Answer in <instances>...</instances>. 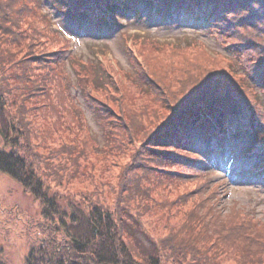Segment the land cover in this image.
<instances>
[{
    "label": "trees",
    "instance_id": "obj_1",
    "mask_svg": "<svg viewBox=\"0 0 264 264\" xmlns=\"http://www.w3.org/2000/svg\"><path fill=\"white\" fill-rule=\"evenodd\" d=\"M64 1L70 3H66L62 11L68 21L80 27L88 26L97 33H107L120 26L117 17L127 12L145 14V18L154 19L162 23L160 25H169L174 20H182L183 24L191 18L207 23L206 33L211 40L217 36L226 41L224 37H229L232 41L223 47L243 56L240 68L246 87L225 70L222 61L204 57L199 50L189 52L190 55L170 51L140 57L136 51L139 46L134 48L130 43L128 49L136 56L133 64L139 77H143L148 96L142 101L145 104L129 108L126 98L122 97L124 94L115 97L116 105L99 99L87 88L82 71L76 70L79 94L90 99V105L97 102L95 106L100 111L105 109L106 113L101 112L108 117L105 118L107 130L116 136L115 148L119 150L127 145L131 159L144 157L138 165L144 166L145 173L129 174L130 170L125 168L123 172L126 170L129 175L117 178L116 185L109 189V196L105 195L106 185L103 184L96 187L93 197L81 196V201L73 202L72 197L61 196L47 183L81 175L78 160H86L91 154L90 140L82 139V146L62 144L59 149L66 152L64 160L57 159L55 152L40 153L36 150L38 144L32 141L38 136L37 117L31 109H26L27 102L36 97L39 104L35 111H39L40 105L47 111L44 118L55 117L60 124L69 121L70 127L77 121L86 126L82 104L76 102V96L70 94L69 82L65 83L62 78L64 58L72 38L58 36L59 31L53 30L40 13L37 0H27L25 30H22L24 21L14 10L23 14L26 7L12 8L7 3L6 8H0V140L5 145L0 148V172L19 185L25 195L35 198L41 207L39 221L27 224L34 230L33 241L39 238L41 241H38L39 246L30 248L26 264H264V218L256 223L253 214L242 223L235 214L228 219L232 221L230 224L204 200L202 205L207 216L191 213L167 240L151 236L147 231L151 222H147V226L142 222L148 215L168 210L154 204L153 189L149 187L153 182L143 188L148 171L166 179V175L181 174L173 171V164L194 170L197 167L192 166L196 164L209 172L215 166L205 167L208 161H200L203 157L219 158L231 167L238 163L239 167L231 174L245 172L242 177L248 182L264 178V112L253 113L256 105L247 94L249 88L264 95V0ZM192 28L196 27L189 26L173 39L155 37L150 32L133 33L126 39L155 40L164 44L183 42L186 46L189 42L188 48H194L188 37ZM88 65L86 63L85 68ZM143 68L154 69V76ZM60 69L62 72L58 74ZM17 72L24 80L20 84L21 95L16 96L10 86ZM114 73L116 70L110 65L115 83ZM173 87L176 89L172 90ZM13 109L18 110L12 112L19 120L17 126H24L27 135L22 128H14L15 120L10 112ZM25 110L27 125L22 123L26 118ZM240 145L244 146L241 151ZM135 146L137 150L132 151ZM219 146L229 151L236 149L230 156L218 149ZM136 188L140 189L137 193ZM213 216L217 221L212 220ZM257 224L262 227L257 228ZM198 227L201 232L196 231ZM198 243L209 250L199 249Z\"/></svg>",
    "mask_w": 264,
    "mask_h": 264
},
{
    "label": "rangeland",
    "instance_id": "obj_2",
    "mask_svg": "<svg viewBox=\"0 0 264 264\" xmlns=\"http://www.w3.org/2000/svg\"><path fill=\"white\" fill-rule=\"evenodd\" d=\"M7 3L12 8L23 9L26 7V10H22L23 14L14 10L17 17L24 21L22 30H25L27 27V0H0V8H6ZM66 3L70 5L69 2H65L64 0H37V4L42 11L39 12L44 15L45 20L48 21L53 30L59 31L58 36L62 39H64L63 36L65 35L72 38L69 52L64 58L66 59V65L64 66L65 69H62V78L65 83L69 82L70 94L72 93L76 96V102L82 104L87 124L83 127V124H78L79 121H77L70 127L71 122L69 121L60 124L55 117L44 118L43 115L47 111H43L40 105L39 111H35L39 104L36 97L27 102L26 109L27 107L31 109L33 111L32 114L35 113L37 117L35 122L37 123L38 136L32 138V141L38 144L36 150L40 153L48 154L49 152H55L57 159L64 160L66 152H62L59 149L62 144L74 143L82 146V139L84 141L90 140L89 146L91 149L89 151L91 154L87 156L86 160H78L81 166V175H75L67 180L62 179L59 183L48 179L47 183L51 187H54L55 191L60 193L61 196L72 197L74 199L73 202H79L81 201L79 199L81 196L87 197L86 195H90L93 197L96 187H101L103 184L106 185L105 195L109 196V189L116 185L118 177L125 178L127 175L133 173L142 175L145 172L143 171L144 166L138 165V163L144 161V157L139 156L136 159H131L127 145L119 150L115 148L116 136L107 130L108 120L105 118L108 117H105L101 112L106 113L105 109H101L100 111L95 106L97 102L90 105V99L82 97L76 89L79 80L76 70L82 71L81 73L84 76L87 88L99 99L107 103L112 102L116 105L115 97L124 94L122 97L126 98L125 104L129 108H131L130 106L138 108L140 104H145L142 101H145L148 96L147 89L142 83L143 77H139L138 71L133 64V58L136 56L130 53V49H128L130 43L134 48L137 45L139 46V48H136V51L140 57L168 53L170 51H178L179 54L190 55L192 53L189 54V52L199 50L204 53V57L222 61L223 66L226 67L225 70L238 79L243 87H246V80L245 78H241L243 73L240 68V61L243 56L239 57L232 50L223 47L232 41L229 37H224V39H228L226 41L219 40L217 36L216 39L211 40L206 33L209 29L207 23L201 24L191 18L189 19L191 21L184 22L183 24L182 20L180 22L174 20L169 25H160L162 23H157L154 19L145 18V14L134 15L132 12H127L126 15L117 17L118 22L121 24L120 26L114 27L107 33H97L88 26L80 27L78 23L68 21L62 12L64 11V6L67 5ZM44 13L50 16V20ZM36 20H38V17ZM189 26L196 27L192 28L190 33H188V37L194 43H191V46L194 48H188L189 42H187L186 46L183 42L164 44L161 41L155 40L141 41L137 39L132 41L126 39V36L133 33L138 34L139 32H150L155 37L173 39L176 35L182 34L183 30H188ZM155 37L152 36V38ZM144 40L149 39L144 38ZM49 42L55 49H59V46H55L53 41ZM66 49H68V44ZM14 50L16 51L17 49ZM19 56L20 54H18ZM86 63H89V65L85 68ZM110 65L116 70V73H114L115 83L113 82L112 74L110 75ZM143 69L154 76V69ZM57 71L58 74L62 72L61 69ZM20 74V72H17V78L14 80L16 84H13L14 81H12L10 86L16 96L21 95L19 93L21 90L20 84L24 80V77L22 78ZM155 79L160 80L157 77ZM174 89L176 88L173 87L172 90ZM247 94L252 96V100H254L256 105V107H253V113L256 114V111L264 112L263 93L247 88ZM16 107L17 105H13V108ZM16 111L18 110H10L11 113H15ZM25 111V122H22V118L20 121L27 125V110ZM13 113L12 117L15 120L16 126L15 124L12 125L15 129L22 128L23 133L27 135L24 126H17L19 120ZM74 116L76 115L74 114ZM121 128L122 125L117 127L118 132ZM42 141L44 142L43 144ZM26 143L25 145L27 146ZM3 147H5L4 142L0 140V148ZM243 147V145H240L239 151ZM7 149L10 150V147ZM225 149L226 153L231 156L236 148H232L231 151L227 148ZM136 150L137 146L132 151ZM211 150L216 151L214 148ZM111 152H114V154H111ZM200 161L207 163L205 167L213 165L215 167H212L213 169L210 171L208 170L209 172H204V169H202L204 166H197L195 164L192 166L193 168L197 167L194 170L190 166L182 167V164H173L171 166L173 171L181 174L166 175V179L157 177L155 173H151L150 171L146 173L148 180L143 181V188L153 182V185L149 187L153 189L151 197H154V204H160L164 209L168 208V210H164L165 212L161 211L148 215V219H142V222L146 226L147 222H151L147 227L148 229L145 227L151 236L167 240L177 232L179 229L177 227L184 221H187L188 215L190 216L191 213L207 216L205 207L202 205L204 200L218 216L227 220L230 224L232 221L228 219H231L235 214L239 215L241 223L252 214L254 215V222L260 223L263 220L264 178L253 179L251 182H248L242 177L245 172L243 174H231V171L239 167L238 163H235L231 167L229 163H225L219 158L205 159L201 157ZM125 168L126 170H130L129 174L126 173V170L123 172ZM138 168L141 171H137ZM197 172H200V174ZM139 190V188L134 189L136 193ZM148 191L142 192L146 193ZM145 197L148 196L145 195ZM157 197H162V199ZM35 200L32 196L25 195L19 185L0 172V264H26L30 248L39 246L40 243L38 241H41L40 238L34 242L33 239L35 237H31L34 234V230L32 226L31 228L27 227V224L31 225V221L37 222L40 219L41 207ZM150 201L149 199L148 202ZM148 205H151V203ZM212 220L217 221L214 216ZM259 227L262 226L257 224V228ZM196 231L201 232L200 227ZM198 248L204 251L209 250L199 243ZM238 253L241 255L240 252Z\"/></svg>",
    "mask_w": 264,
    "mask_h": 264
},
{
    "label": "water",
    "instance_id": "obj_3",
    "mask_svg": "<svg viewBox=\"0 0 264 264\" xmlns=\"http://www.w3.org/2000/svg\"><path fill=\"white\" fill-rule=\"evenodd\" d=\"M94 232L95 234H98V229L96 228V226H93Z\"/></svg>",
    "mask_w": 264,
    "mask_h": 264
}]
</instances>
